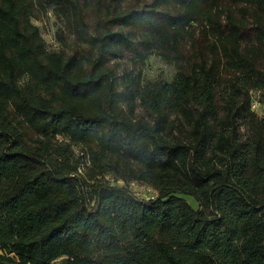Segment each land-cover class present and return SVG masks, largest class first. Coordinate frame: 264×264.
Here are the masks:
<instances>
[{
	"label": "trees",
	"instance_id": "16d2710c",
	"mask_svg": "<svg viewBox=\"0 0 264 264\" xmlns=\"http://www.w3.org/2000/svg\"><path fill=\"white\" fill-rule=\"evenodd\" d=\"M125 1L0 0V264H264V0Z\"/></svg>",
	"mask_w": 264,
	"mask_h": 264
},
{
	"label": "rangeland",
	"instance_id": "374dc122",
	"mask_svg": "<svg viewBox=\"0 0 264 264\" xmlns=\"http://www.w3.org/2000/svg\"><path fill=\"white\" fill-rule=\"evenodd\" d=\"M91 3V8L95 6V0H89ZM107 0H103L101 3L104 5V3ZM148 3V0H126L125 5L132 7V8H140L145 6ZM88 24L89 26L93 25L92 22H94L95 17L94 15H98V13H95L93 9H91L90 12H88ZM33 23L38 26L41 30L42 37L44 38L47 45H51L53 41L55 40V31L57 27H62L63 22L57 17L56 12L53 9H47V10H35L34 12V18ZM63 28V27H62ZM66 36L68 38L69 43L71 44L73 41L72 35L66 33ZM123 68H130V62L126 58L122 62ZM174 72L173 66L167 65L164 63L160 58L153 55L149 57L144 64L143 67V74L146 79H168L171 77V75ZM251 108L254 112H256L257 115H262L264 112V104L260 103L258 100L257 94H252V105ZM76 151H79L78 148H76ZM121 184V183H119ZM129 189L137 195L139 198H148L153 195V192L150 188L143 186L137 182H133L129 184ZM188 204L196 208V205L193 203V201L188 197H183Z\"/></svg>",
	"mask_w": 264,
	"mask_h": 264
}]
</instances>
